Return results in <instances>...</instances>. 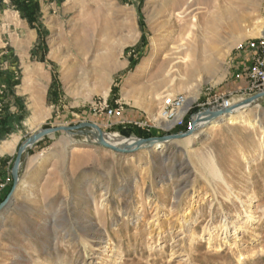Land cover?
Instances as JSON below:
<instances>
[{"label": "rangeland", "instance_id": "374dc122", "mask_svg": "<svg viewBox=\"0 0 264 264\" xmlns=\"http://www.w3.org/2000/svg\"><path fill=\"white\" fill-rule=\"evenodd\" d=\"M171 1L0 0V116L10 123L0 150L19 137L13 151L0 152V182L9 180L2 203L12 193L0 211V264H264V99L246 113L260 115L254 126L208 124L164 152H114L88 125L161 137L182 133L162 123L166 95L196 102L190 114L215 94L243 98L249 62L237 47L259 37L264 0H186L183 18L165 9ZM215 2L220 43L212 69L191 75L173 59L162 69L168 50L157 55L158 45L178 42L189 24L196 35L206 32ZM34 97L42 112L35 126ZM11 103L14 118L6 114ZM58 127L66 130L22 154L15 182L19 148Z\"/></svg>", "mask_w": 264, "mask_h": 264}, {"label": "bare ground", "instance_id": "6f19581e", "mask_svg": "<svg viewBox=\"0 0 264 264\" xmlns=\"http://www.w3.org/2000/svg\"><path fill=\"white\" fill-rule=\"evenodd\" d=\"M189 4L186 2V0H173L169 3V5L165 8L168 10L169 13L173 14L176 12H179V15L181 18H183V12H184V7L188 6ZM159 11V10H158ZM218 12H221L220 9V3L215 2L214 6V13L211 14V18L207 20V23H204L205 30L206 32L201 33L200 35H196L197 30H195L193 24H189L187 27H185L183 34L178 38V42L174 40L173 44L170 46H166V48H162L160 45L157 47V55L160 53L165 52V50H168V56H167V61L163 64L162 69L166 68L167 65L175 60H182V63L178 64L183 65L185 67V70L191 75H194L197 72H204V71H209L212 69V62L210 59V54L211 57L214 54L213 52H217V45L220 43V31L218 30L220 27V15H216ZM224 14V13H223ZM212 19V21H210ZM213 24V26H212ZM262 21L259 19L256 22V25H261ZM261 28V27H260ZM195 30V31H194ZM165 31H159L160 36L165 37L163 35ZM163 32V33H162ZM259 37L256 39H259L262 35V29L259 30L258 32ZM169 40V39H168ZM255 40V39H254ZM164 41H167V38L164 39ZM162 48V49H161ZM52 53H55L52 50ZM32 70H38V69H32ZM65 70V69H64ZM68 71V70H67ZM65 70L63 72L64 78L68 76L69 73H67ZM67 79V78H66ZM182 95V94H180ZM177 96V95H176ZM244 99V98H242ZM233 100V107L230 109L231 111L228 113H223L220 116H212L211 114L204 115V117H200L194 124V131L193 133L187 138V140L190 141V138L193 135H197L203 128H205L208 124L212 125V128H218L221 127L223 124L227 125H235V124H241L242 126H254L258 120L260 119V115L257 114H252L250 116H246V113L250 108H252L253 103L246 102L245 100ZM38 98L34 97V114L32 118V125H37L40 120H38L40 114L42 115V112L39 109V102ZM193 103H196L194 101H191L188 99L186 102V108L191 107ZM39 109V110H38ZM210 111V110H208ZM225 110H219V111H214L211 110L212 113L214 112H224ZM252 111V110H251ZM161 120H163V124L166 128H172L173 123L172 122H167L161 115V112L159 113ZM95 131V130H94ZM95 132L96 139L98 143L105 142L106 144L110 145L111 147H114L118 150H121L123 152H132L136 150L143 149V147L138 145L137 138H126L123 136H120L119 134H108V133H101L100 131L96 130ZM19 140L18 136H14L10 141H7L3 144L2 150L0 152H5L9 150H14L15 148V142ZM173 141H166L162 143L161 145H156L154 148H159L161 149L162 152L170 145L172 144ZM121 154H124L120 152ZM209 171L212 175L213 178L222 181L223 177L217 168V166L213 163L211 159H207L206 161ZM251 199V197H250ZM246 218H245V225H249L252 221V216L249 211L246 210ZM222 226L223 232L225 233V230L227 228ZM246 227V226H245ZM220 227V229H222ZM219 230V229H218ZM227 233V232H226ZM225 233V234H226ZM210 239L213 237V233H209ZM84 240V239H83ZM87 240V239H86ZM85 242V247L89 249L90 243L88 241ZM89 255V254H88Z\"/></svg>", "mask_w": 264, "mask_h": 264}, {"label": "built area", "instance_id": "2783aa9c", "mask_svg": "<svg viewBox=\"0 0 264 264\" xmlns=\"http://www.w3.org/2000/svg\"><path fill=\"white\" fill-rule=\"evenodd\" d=\"M237 51L245 56L249 62L246 77L248 79V85L244 88L243 98H250L258 94H264V28L262 30V35L259 39L248 40L246 42L241 43L237 47ZM6 86H0V95H2L5 91ZM234 94H215L212 98L208 99L206 103L197 104L199 110L195 113H191L193 106L186 108V102L188 101V97L185 95H177V96H164L160 108V112L162 117L167 122H172V128H168V130L181 129L186 128L189 129L191 123L195 122V120L199 117H204L208 110L215 111H223L227 109H232ZM264 99V98H263ZM1 106V103H0ZM1 110V109H0ZM107 114L110 117L115 115L121 116V110H108ZM190 120L187 123V118ZM128 124L137 126L140 129L149 130L152 128V125L146 121H129ZM167 130V129H165ZM186 130V131H187ZM9 180L0 182V204L4 199L5 190L7 188Z\"/></svg>", "mask_w": 264, "mask_h": 264}, {"label": "water", "instance_id": "95a60500", "mask_svg": "<svg viewBox=\"0 0 264 264\" xmlns=\"http://www.w3.org/2000/svg\"><path fill=\"white\" fill-rule=\"evenodd\" d=\"M263 98H264V94H258V95H255L253 97L248 98L245 101L249 102V103H255L257 101H260ZM230 111H231L230 109H227L224 112H214V113H212L211 111H207L206 115L211 114L212 116H220L221 114L228 113ZM88 125H90L91 127L95 128L96 130H98L102 133V131L100 130V128L97 125H95V124H88ZM194 127H195V124L193 122V123H191L189 129L185 132H182V133L166 134V135L161 136V137H151V138H147V139L137 138L138 145L143 147V148H154L156 145H161L162 143H164L166 141L180 140V139L186 138L187 136L191 135L194 131ZM62 130H66V128L58 127V128H54V129H47V130L41 131L37 134H34L33 136H31L30 138H28L26 140V142L19 148L18 155L16 158V162H15V166H14L15 182H18V169L20 166L22 154L28 148H30L32 145H34V144L38 143L40 140H42L44 137H46L50 134L56 133L58 131H62ZM101 144L104 147L109 148V149H111L117 153H120V152H122L124 154L125 153H131V152H123L121 150H118V149L111 147L110 145L106 144L105 142H101ZM11 197H12V193L9 195L7 200L0 205V211L2 209H4V207L6 206L8 201L11 199Z\"/></svg>", "mask_w": 264, "mask_h": 264}, {"label": "crops", "instance_id": "0c3cea01", "mask_svg": "<svg viewBox=\"0 0 264 264\" xmlns=\"http://www.w3.org/2000/svg\"><path fill=\"white\" fill-rule=\"evenodd\" d=\"M247 71V70H246ZM9 76H10V78H8V80H7V83H8V86H9V88H10V84H11V82H13V74H9ZM6 77V76H5ZM244 82H245V86H243V87H247V85H248V79H247V77L245 76V80H244ZM12 101V103H14V100H11ZM12 103H11V105H10V110H9V112L8 113H6L7 114V116H12V118H14L15 117V114H16V112L14 111V110H16V107H14L13 105H12ZM8 119H10V118H8ZM140 120H142L141 118H140ZM9 125H10V123L6 120V115H3V116H0V139H2V136H1V134H3L2 132L6 129V128H8L9 127ZM181 129H183V128H181ZM180 129V130H181ZM19 141V140H18ZM18 141L17 142H15V146H17V144H18ZM0 156H3V154H1Z\"/></svg>", "mask_w": 264, "mask_h": 264}, {"label": "trees", "instance_id": "16d2710c", "mask_svg": "<svg viewBox=\"0 0 264 264\" xmlns=\"http://www.w3.org/2000/svg\"><path fill=\"white\" fill-rule=\"evenodd\" d=\"M24 9V8H23ZM26 10L25 11H27V13H28V9L27 8H25ZM34 15H36V13H35V11L34 10H32V11H30L29 12V21H30V26H31V28L32 29H35L36 28V26L33 24V18H34ZM187 130V127L186 128H183V129H181V131L180 132H185ZM131 133H133V131L132 132H130V131H123L122 132V134L125 136H130L131 135ZM138 136L139 137H141V138H144V139H147V138H150L151 136L150 135H146V134H144V133H142V132H140V131H138Z\"/></svg>", "mask_w": 264, "mask_h": 264}]
</instances>
